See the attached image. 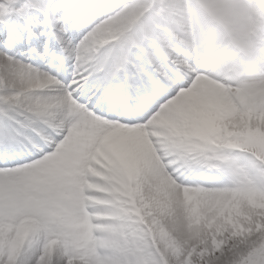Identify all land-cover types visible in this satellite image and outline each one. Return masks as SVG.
Masks as SVG:
<instances>
[{"label": "snow or ice", "instance_id": "1", "mask_svg": "<svg viewBox=\"0 0 264 264\" xmlns=\"http://www.w3.org/2000/svg\"><path fill=\"white\" fill-rule=\"evenodd\" d=\"M190 8L0 0V264H264V39Z\"/></svg>", "mask_w": 264, "mask_h": 264}, {"label": "rangeland", "instance_id": "2", "mask_svg": "<svg viewBox=\"0 0 264 264\" xmlns=\"http://www.w3.org/2000/svg\"><path fill=\"white\" fill-rule=\"evenodd\" d=\"M201 3L205 6L206 10H205V15L208 14V12H215L217 13L218 11V16H220L219 11L221 10V5H226L228 4L230 1L229 0H200ZM242 2L240 1L239 4H241ZM239 10H242L239 7ZM228 13H230V11L228 10ZM222 17V16H220ZM233 24L232 27L234 29V32L230 29H228V37L230 38H234L237 40V42H241L244 43V41H246L250 36V27H252L253 23L250 20H245L242 21L241 18H239V20L235 19L233 17L232 20Z\"/></svg>", "mask_w": 264, "mask_h": 264}, {"label": "bare ground", "instance_id": "3", "mask_svg": "<svg viewBox=\"0 0 264 264\" xmlns=\"http://www.w3.org/2000/svg\"><path fill=\"white\" fill-rule=\"evenodd\" d=\"M187 1L189 4H191V8L194 10V12H196V14L200 13L196 8H194V5L192 4L193 3L192 0H187ZM192 15H195V14H192ZM198 15H196V19H199V21H197L198 25L196 27L200 28L205 33L207 30L206 29L207 25L202 22V18H203L202 14L200 13V15L199 16ZM210 33H212L211 36H209L210 34H207V33L205 34L208 35L209 39H211L217 47H224L225 45H227L228 40L226 42H221L219 32L216 29H213L212 31H210ZM228 50L229 48H227V51Z\"/></svg>", "mask_w": 264, "mask_h": 264}]
</instances>
